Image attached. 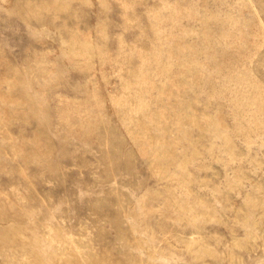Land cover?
Returning <instances> with one entry per match:
<instances>
[{"label":"rangeland","instance_id":"374dc122","mask_svg":"<svg viewBox=\"0 0 264 264\" xmlns=\"http://www.w3.org/2000/svg\"><path fill=\"white\" fill-rule=\"evenodd\" d=\"M0 264H264V0H0Z\"/></svg>","mask_w":264,"mask_h":264}]
</instances>
